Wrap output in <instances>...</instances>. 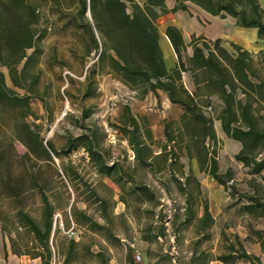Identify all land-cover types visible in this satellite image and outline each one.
I'll return each mask as SVG.
<instances>
[{"label":"rangeland","instance_id":"1","mask_svg":"<svg viewBox=\"0 0 264 264\" xmlns=\"http://www.w3.org/2000/svg\"><path fill=\"white\" fill-rule=\"evenodd\" d=\"M136 1L143 4L144 0ZM21 2L36 8L38 21L29 24L36 34L44 35L39 41L40 52L28 65V75L24 78L17 74L27 87L36 79L32 91L14 85L9 68L0 66L6 86L17 96L27 95L28 108L33 112L22 117L19 106L0 104V231L10 248L30 254L41 250L21 214L41 222L45 212L43 193L52 210L49 264H226L219 256L234 252L240 245L264 264V217L249 199L264 202V170L253 174L235 158L240 143L221 130L220 99L216 95L197 97L212 107L211 113H204L212 118L218 142L209 149L215 150L219 173L228 179V187L201 172L196 159H188L184 149L174 146L171 151L173 143H166L165 132L181 140L178 124L182 108L168 103L163 91L138 97L114 73L103 69L94 74V95L80 99L84 75L96 56L94 52L85 53L89 41L80 25L76 0ZM259 3L264 10V0ZM21 13L24 15V11ZM86 16L90 19L88 12ZM23 17L28 23V17ZM160 20L156 19L157 28ZM202 42L197 40L198 44ZM231 43L221 40L220 46L236 54ZM208 45L213 49L212 42ZM189 49L192 52L191 46ZM32 50L27 49L26 54ZM247 51L250 79L262 82L255 93L260 101L253 106L264 116V49ZM186 57L182 52L184 61ZM23 62L17 65V72ZM184 75L189 77L183 79L182 73L184 86L193 92L196 86L191 74L187 71ZM200 88L201 93H207L203 84ZM238 96H243L239 90ZM83 106L91 111L80 119ZM127 108L141 124L144 135L149 132L145 138L154 156L151 167L139 166L119 130ZM29 130L42 138L43 148L28 140ZM83 134L91 135L95 153L106 164L122 166L150 187L156 194L155 201L137 199L129 192L132 184L127 180L121 187L102 175L96 166L97 155L89 154L82 143ZM68 138H73L76 146L64 151ZM48 142L55 153L47 147ZM206 144H210L208 140ZM99 199L105 200L104 207ZM204 205L212 218L205 223L199 219ZM162 220L161 237L141 239V234L157 233Z\"/></svg>","mask_w":264,"mask_h":264},{"label":"trees","instance_id":"2","mask_svg":"<svg viewBox=\"0 0 264 264\" xmlns=\"http://www.w3.org/2000/svg\"><path fill=\"white\" fill-rule=\"evenodd\" d=\"M129 2V5L126 3ZM190 2L211 15L221 18L229 15L235 19V24L244 28H256L258 38L264 40V10L259 0H174L175 4L168 9L166 0H144L139 4L136 0H76L77 13L81 19L80 25L88 36L89 44L86 45V55L94 52L96 60L87 68L84 75L80 99L92 97L95 93L94 74L96 70L106 69L114 73L120 82L131 90L136 91L138 97H144L149 92L157 94L158 90L163 91L169 102L179 105L182 108L180 123L178 124L179 137L165 132L166 143H173L174 146L185 150L188 159L195 158L201 172L210 175L219 184L228 187V179L219 173L218 161L215 150L209 146L218 142L213 121L205 115L204 110L207 102H199V96L216 95L222 104L218 114L220 127L226 137L232 138L240 143V149L235 158L245 166L250 167L253 174L264 170V116L258 114L256 106L260 100L255 95L262 87V82H253L250 79L252 72L249 68V52L242 50L235 43L231 46L236 54L227 52L220 46L221 39L214 41L207 40L203 36H192L188 43L192 47V55L182 59V51L185 50L182 33L179 28L168 25L165 29L173 49L177 55V65L167 70L165 67L162 51L158 44V28L156 19L167 13L178 10H187L186 2ZM21 0H7L0 2V66L6 65L9 68L13 84L32 91L33 79L30 87H27L21 78L26 77L28 65L40 52L39 41L44 32L36 34L29 22L37 23L38 12L32 6L21 5ZM28 17L24 21V15ZM89 11L90 19L86 13ZM202 39L198 44L197 40ZM213 43V49L208 45ZM182 48L180 51L179 48ZM27 49H33L26 54ZM262 51V50H261ZM24 59L23 66L17 72V65ZM189 72L193 78L196 89L193 92L187 90L182 82V73ZM73 82L72 78H70ZM208 89L207 93H201L200 85ZM212 88V90H209ZM238 90L243 96H238ZM0 104L3 106H19L23 109L22 117L33 114L28 108V96H17L8 88L4 81V75L0 71ZM90 109L82 107L80 119L90 115ZM119 130L127 139L134 153L136 162L141 167L152 166L154 156L149 140L148 130L142 131L141 124L126 109V117L119 126ZM184 135L187 139H184ZM28 140L33 146L43 148L42 138L38 134L28 131ZM64 147V151H70L74 146L73 138ZM81 140L89 154H96V166L98 171L121 187L125 180L132 184L130 193L136 195L137 199L144 201H155L156 194L147 185L139 182L125 169L117 164H106L99 153H95L90 134H83ZM210 144H206V141ZM167 144L162 151L166 150ZM47 147L56 152L53 145L48 142ZM212 147V146H211ZM261 155V156H259ZM160 170V167L157 168ZM251 205L260 210L264 217V202L254 197H249ZM121 200L124 199L122 198ZM42 201L45 206L43 220L37 222L29 215L21 214L24 225L33 232L38 242L39 252L30 254L19 251L11 246L15 254H28L32 257H39L42 264L50 263L49 236L52 228V210L48 199L42 193ZM102 207L105 200L99 199ZM251 208V206H247ZM85 219H88L85 216ZM201 222L212 220L206 205L203 207V215L199 218ZM164 220L161 221L157 233L141 234L144 241H152L163 235ZM96 228H103L101 224L93 223ZM204 226V225H203ZM73 242V241H72ZM232 251L219 256V259L226 264H262L258 256L247 253L240 245ZM243 259V262H239Z\"/></svg>","mask_w":264,"mask_h":264},{"label":"crops","instance_id":"3","mask_svg":"<svg viewBox=\"0 0 264 264\" xmlns=\"http://www.w3.org/2000/svg\"><path fill=\"white\" fill-rule=\"evenodd\" d=\"M165 3L168 9L175 4L174 0H166ZM186 5V11L167 12L159 16L161 20L158 27V44L167 70L174 68L178 62L173 46L165 34L168 25L180 29L186 47L183 51L181 47L179 49L182 52L185 51L187 57L192 55L188 45L192 35H201L210 40L221 39L226 43H236L253 52L264 49V40L258 38L256 28L239 27L235 24L233 17L226 15L221 18L217 15H211L188 1ZM184 73L183 79L189 80V77L185 76ZM166 99L170 103L167 97ZM0 264H42V262L39 257H32L28 254H15L9 246L6 236L0 231Z\"/></svg>","mask_w":264,"mask_h":264},{"label":"built area","instance_id":"4","mask_svg":"<svg viewBox=\"0 0 264 264\" xmlns=\"http://www.w3.org/2000/svg\"><path fill=\"white\" fill-rule=\"evenodd\" d=\"M205 110H206L207 112L211 113V112H212V107H211V106H207V107L205 108ZM135 257H136V259H138V260L140 259V256H139L138 253L136 254Z\"/></svg>","mask_w":264,"mask_h":264},{"label":"water","instance_id":"5","mask_svg":"<svg viewBox=\"0 0 264 264\" xmlns=\"http://www.w3.org/2000/svg\"><path fill=\"white\" fill-rule=\"evenodd\" d=\"M88 12V14H89V11H87Z\"/></svg>","mask_w":264,"mask_h":264}]
</instances>
